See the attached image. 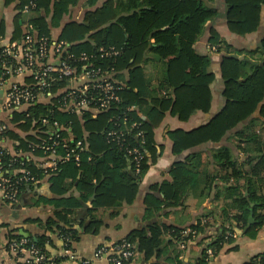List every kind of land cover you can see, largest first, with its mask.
<instances>
[{"label":"crops","instance_id":"obj_1","mask_svg":"<svg viewBox=\"0 0 264 264\" xmlns=\"http://www.w3.org/2000/svg\"><path fill=\"white\" fill-rule=\"evenodd\" d=\"M57 1L59 0L50 1L49 10L36 8L24 12V8L30 0H0V49L6 46H18L25 34L26 26L38 18H43L47 25L48 33L46 36L53 40H65L63 33L68 25L88 24L87 15L102 8L108 2V0H97L92 3V0H79L75 4L69 5L67 11L61 15L56 24L54 3ZM113 2L116 3V0ZM211 6L217 9L218 18L206 23L202 35L194 45L197 53L209 56L211 61L209 70L215 75L211 85L210 111L205 113L196 110L186 120H182L179 115L173 114L172 107L164 111V116L160 122L156 126L153 125L156 159L152 162L149 161L150 166L137 180L135 195L130 200L124 198L126 195L123 189L125 183L119 184L114 181L112 186L108 185V188L102 183L107 178L109 181L112 177L116 179L115 172L110 173L109 170L103 172L100 179L93 176L91 171L80 172L78 179L83 177L87 182L79 186L73 177V171L68 172V177L60 182L59 177L55 180L51 179L53 176L56 177L58 173L46 174L49 170L39 169V173H37L39 176L36 177L38 182L26 185L16 203H8L0 196V264H15L7 252V247L11 239L16 236L24 239H44L49 253L48 257L59 256L62 253V240L57 231L58 227H53V230L50 229L48 221L54 217L56 212H64L72 208L68 206L70 204L65 202L71 199L80 200L82 206L73 207V210H70L69 221L60 223V226L75 231L76 237L73 241L72 252L77 258L89 260L92 264H111L105 255L97 256L98 251L105 249L107 255H111V249L115 243L125 239L132 231L140 230L151 222H158L162 227L166 243L164 245L165 253L158 256L156 253L145 255L138 252V255L129 264H165L167 257L173 256H177L182 264H199L204 256L207 257L206 264H247L256 257L264 256V224L257 231L249 233L251 227L258 222L255 214L258 203L248 199L249 215L245 225L235 218L242 213L240 194L248 197L249 189L257 188L258 194L264 196V184L261 182L264 174L261 173L259 176L248 175L249 182L246 178L237 180L231 177L230 174L232 173L224 170V167L219 164L220 162L213 158L219 151L229 148L232 151L233 159L237 161L239 166L246 157L252 155L249 149L251 143L246 144L244 138L235 136V132L240 128L232 132L235 133L234 135L226 136L220 142L206 143L196 151L187 150L181 154L174 153V142L169 136L171 132L179 130L191 132L204 127L223 110L226 104L224 80L220 74L223 58L236 56L245 50H259V42L264 36V16L257 32L242 37L229 30L227 21L223 16L225 12L223 1L216 0ZM33 25L32 27L39 34L38 26ZM211 29H214L220 36L218 44H210ZM94 32L96 31L90 30L85 33L81 40L73 39L71 43L65 41L75 46L86 43L85 45L90 48L85 51H91L98 43L95 36H92ZM239 59H242L241 55H239ZM134 62L135 58H132L130 66L120 69L119 79L125 85L122 93L125 96L127 91L131 89L135 93L139 92L141 83L138 82L133 88L130 87V83H132L133 72L140 70L142 84H146V94L143 97L146 103L142 105L135 102V104H130L129 108L142 120L150 121L153 110L156 109L155 111L161 112V108L154 104L153 99L173 100L175 97L174 89L170 85L159 88V84L164 80L165 65L154 60L148 48L143 52L142 57L137 59V63L134 64ZM1 76L2 70L0 68V78ZM5 78L8 79L7 84L0 91V126H5L9 130V134L6 138L0 135V146L7 147L12 156L36 163L42 154L37 153L39 150H35L33 153L31 149L39 145V137H42L41 134L36 133V123H34L39 117H33L32 123H27L22 115L29 110L28 107L6 112L1 105L7 88L14 84L29 85L33 79L29 75L15 76L12 73ZM57 88L63 90V85ZM55 92L56 95H59L58 89H55ZM39 103L43 106L58 105L57 98L48 100L43 96ZM76 115L75 122L73 120L68 121L71 131L66 132L64 136L67 139L84 140L88 145L86 152L91 153V132L86 129L87 120L85 115ZM88 118L91 119L89 116ZM92 120L99 122L98 119ZM255 120L264 123L259 119ZM252 122L245 124L246 136L251 132H248L247 127ZM75 123L80 124V132L74 126ZM100 124L103 126L104 122L101 121ZM104 129L105 126L100 134ZM251 133L257 136V131L254 130ZM239 144L246 150H239L236 147ZM28 146L30 150L26 151L25 148ZM90 153L87 157L88 162L94 159ZM102 155L103 153L100 152L98 157H102ZM147 155L151 157L150 152H147ZM184 161L190 163L191 170L189 171L192 173L190 176L185 175L182 171L173 170L176 164ZM247 167L246 163L245 168ZM61 169L59 168V171ZM127 171L123 170L124 173ZM6 174L15 175L17 170L7 171ZM172 184H175V188L180 194V202L177 205L172 204V199L167 200L166 198V196L171 197L173 195L170 187ZM106 193H108V200H104ZM159 206L161 208L156 210ZM251 215L254 222L247 228ZM94 221L100 223L98 229L91 226ZM194 227L196 230H192ZM225 228L233 229V240L215 251L210 246ZM173 230H181L182 237L190 233L192 236L187 241L183 240L182 237L180 240H176ZM186 231L187 233H184ZM53 264L75 263L57 261Z\"/></svg>","mask_w":264,"mask_h":264},{"label":"trees","instance_id":"obj_2","mask_svg":"<svg viewBox=\"0 0 264 264\" xmlns=\"http://www.w3.org/2000/svg\"><path fill=\"white\" fill-rule=\"evenodd\" d=\"M51 0H35L36 7L34 9L45 8L49 10V3ZM79 0H59L54 3V19L57 22L61 15L67 11L69 5L77 3ZM97 0H92L95 3ZM216 0H108L106 4L97 9L92 14H88L86 19L88 24L78 25L70 24L63 33V37L68 42L73 39L81 40L85 33L94 30L95 38L98 40L97 45L101 46H116L122 49L123 53L117 59L115 68L120 72L123 67L130 66V60L142 57L143 52L148 48L152 58L157 62L164 63V80L159 84V88H164L165 85H170L174 89L175 97L172 100L153 99L154 104L161 108V112L153 110L150 121L142 120L135 112L130 111L129 117L132 119L128 122L138 121L141 123V129L144 132L146 145L144 150L145 160L141 172L134 175L135 171L130 168L129 158L127 156L126 147H133L139 145V141L135 138V130L126 131L127 141L123 146L113 142H107L100 131L105 126L106 129H111L113 126L109 123V118L115 113L110 112L99 116V122L93 121L85 116L87 120L86 129L91 132V149L92 152H84L82 154V164L77 167L73 162H68L61 165L62 172L57 171L56 177L59 181H63L67 173L73 171V177L77 180L79 186L84 185L87 181L83 177L78 179L80 172L91 171L93 176L100 179L103 172H115L116 179L113 177L109 181L107 178L102 183L108 188L112 183H125L123 189L125 190L126 199L130 200L134 197L136 192L137 180L142 177L143 173L149 168V161H155L157 152L154 149V132L153 125L156 126L162 117L164 111L172 107V113L179 115L180 119L186 120L194 111L201 110L208 113L211 108L212 92L211 85L214 81L215 75L210 72V58L209 56L201 55L196 52L194 45L202 35L204 27L207 22L214 21L218 18L217 9L211 6ZM225 8L224 17L227 21L229 30L238 35L246 36L255 33L259 30L264 16V0H222ZM210 4V5H209ZM123 6V7H121ZM33 10V9H32ZM58 20V21H57ZM38 26V32L41 35L48 33L47 25L43 18H38L32 22V25ZM33 25V26H34ZM210 44H218L220 42L219 34L211 29ZM83 44L73 45L78 52L88 50L90 47ZM93 48V49H94ZM259 51L261 53V61L254 62L253 69L247 73L245 71V59H239L236 56H226L220 66V74L224 80V98L226 100L225 107L221 110L211 122L201 128L195 129L191 132L175 131L171 132L169 136L174 142V153L181 154L184 151H196L200 146L206 143L220 142L224 137L229 135L238 136L246 140V144L251 143L250 152L252 155L245 159L239 166L237 161L233 159L232 151L229 148H224L213 156L215 161L220 162L224 170L231 172V177L246 178L249 182L248 175L259 176L264 174V143L250 133L246 136L245 126L255 119L264 122V36L259 42ZM3 48L0 49V54ZM90 52V51H87ZM134 62V64H135ZM133 72L132 83L130 87L133 88L138 82L139 92L135 93L131 89L127 91L126 95L120 92L122 102L119 105V110L125 111L130 104L146 103L143 100L146 94V84H142V76L140 70ZM120 76V75H119ZM57 86H55L56 89ZM126 100H125V98ZM29 110L22 116L27 123H32L33 117L39 115L48 116L51 120H57L62 124H69L68 121L75 122L76 114H69L58 109L57 105L43 106L40 103L33 104L28 107ZM27 113V114H26ZM104 122L102 126L100 123ZM250 121V122H249ZM89 123V124H88ZM247 123V124H246ZM246 124V125H245ZM73 126V123H71ZM80 124L75 123L78 132L81 128ZM240 128V129H239ZM239 129V130H237ZM235 130H237L235 132ZM235 132L234 134L232 132ZM9 130L1 133L2 137H8ZM65 134V133H64ZM239 150H246L241 144L236 146ZM29 151L30 148H25ZM32 150V149H31ZM33 153L35 150H32ZM37 151V150H36ZM103 153L102 157L98 155ZM147 152L151 154L148 157ZM37 153H43L38 151ZM94 156L90 162L87 161L88 154ZM95 153V154H94ZM97 155V156H96ZM17 161H16V160ZM15 160V161H14ZM25 161V162H24ZM21 160V157H13L7 153L2 156L1 165L2 170L11 171L17 170V174L7 176L13 180H18L22 174L19 170L30 171V174L37 177L39 169L32 161L28 163L26 160ZM24 162V166L20 165ZM248 165L245 168V165ZM190 163L187 161L180 162L175 165V171H182L185 175L192 174L189 170ZM123 170H128L123 172ZM130 170V171H129ZM70 175V174H69ZM112 175V174H111ZM184 175V176H185ZM113 176V175H112ZM195 178V176H194ZM228 178V176H227ZM226 179V178H225ZM126 181V182H125ZM261 181V180H260ZM57 182V181H56ZM264 184V176L262 181ZM90 183V182H89ZM33 183H23L19 187L20 194L26 187ZM173 195L166 196L167 200H173L172 204L177 205L180 202V194L176 190L175 184L170 185ZM257 189V188H256ZM256 189H249L248 197L240 194V203L242 213L235 216L237 221H242L245 225L249 215L248 199L258 203L255 208L257 223L254 224L249 233L257 231L264 224V196L259 195ZM83 198V197H82ZM83 200V199H82ZM104 200H108V193L105 194ZM68 206V211L56 212L54 217L49 219L48 227L53 230V227H58L57 231L62 240V249H72L73 241L75 240V231L71 228L60 226V223L69 221L70 210L73 207H81L82 202L77 199L65 201ZM161 207H157L159 210ZM94 228H99L100 223L94 221L91 224ZM192 230H196L195 227ZM181 231V230H180ZM173 230L176 240L182 237V231ZM233 229H223L218 239L210 246L214 250L221 249L224 244L231 243L233 240ZM192 234L183 236V240H189ZM21 237H14L12 240H19ZM29 248L31 245L36 246L43 254L49 256L46 249V240L28 238ZM126 241L134 245L135 250L139 253L149 255L156 253L162 256L165 253V240L163 237V230L158 222H151L140 230L132 231L125 239L116 244ZM206 256L199 264H206ZM64 258H58L57 261H62ZM165 264H182L177 256L167 257ZM125 262L124 264H129ZM91 264V263H90ZM249 264V262L247 263Z\"/></svg>","mask_w":264,"mask_h":264},{"label":"built area","instance_id":"obj_3","mask_svg":"<svg viewBox=\"0 0 264 264\" xmlns=\"http://www.w3.org/2000/svg\"><path fill=\"white\" fill-rule=\"evenodd\" d=\"M35 7V0H30L24 12ZM122 53V49L113 45L96 47L90 52H76L72 44L65 40H53L38 34L31 25H27L21 43L18 46L4 47L0 54V91L7 84L8 79L5 77L11 73L15 76L29 75L33 82L29 85L14 84L7 88L1 102L2 108L6 112H13L31 107L39 103L43 96L48 100L57 98V107L62 112L81 114L91 119L115 111L109 118L113 127L109 130L105 128L102 134L107 142L123 146L127 141L126 131L135 130L139 145L126 147V152L130 168L138 175L145 160L146 140L140 122L132 120L128 125L132 119L129 117L131 108L119 110L122 102L120 92L125 85L120 81V72L114 64ZM60 85H63V90L57 88ZM55 86L59 95H56ZM34 123L36 133L42 135L39 137V145L32 147V150L43 153L35 163L38 169L49 170L46 174H54L61 165L68 162H73L77 167L81 166L82 154L88 151V145L82 139H67L64 136V133L71 131L70 124H62L44 115L39 116ZM5 131L6 127L0 126V133ZM7 153V147L0 146V196L4 201L13 204L19 199L20 185L36 183L38 179L27 170H19L22 176L18 180L7 176V171L4 172L1 165L2 156ZM26 161L30 163L28 159ZM24 162H20V165L24 166ZM27 244L28 240L24 238L9 242L7 252L15 264H53L58 258L75 264L91 263L89 260L77 258L72 249L64 248L59 256L49 258L34 245L27 248ZM111 251L108 256L105 249H100L97 256L105 255L111 264H124L138 255L134 245L126 241L114 245ZM249 264H264V256L254 258Z\"/></svg>","mask_w":264,"mask_h":264},{"label":"rangeland","instance_id":"obj_4","mask_svg":"<svg viewBox=\"0 0 264 264\" xmlns=\"http://www.w3.org/2000/svg\"><path fill=\"white\" fill-rule=\"evenodd\" d=\"M239 55H241L242 59H245L246 64H245L244 68H245V71L247 73H249L253 69V65L255 64L254 62H260L262 59V57H261L262 55H261L259 50H257V51L256 50L255 51H246L245 50L241 54H236V57L239 58ZM251 59H253V60H251ZM247 129H249L248 132H250V131L254 132V130H255V132L257 131L256 134H257L258 138L260 139V141H263V143H264V123L262 124L261 122L255 120L252 122V124L249 127H247Z\"/></svg>","mask_w":264,"mask_h":264},{"label":"water","instance_id":"obj_5","mask_svg":"<svg viewBox=\"0 0 264 264\" xmlns=\"http://www.w3.org/2000/svg\"><path fill=\"white\" fill-rule=\"evenodd\" d=\"M253 222H254V220H253V217L251 215L250 218H249V224H248L247 228L250 227L249 225L252 224Z\"/></svg>","mask_w":264,"mask_h":264}]
</instances>
